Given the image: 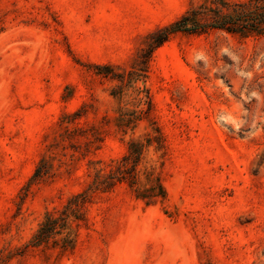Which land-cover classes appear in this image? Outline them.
<instances>
[{
    "label": "rangeland",
    "instance_id": "1",
    "mask_svg": "<svg viewBox=\"0 0 264 264\" xmlns=\"http://www.w3.org/2000/svg\"><path fill=\"white\" fill-rule=\"evenodd\" d=\"M202 1L0 0V264H264V36L177 32L149 49ZM154 127L164 200L117 184L81 208L71 246H28Z\"/></svg>",
    "mask_w": 264,
    "mask_h": 264
},
{
    "label": "trees",
    "instance_id": "2",
    "mask_svg": "<svg viewBox=\"0 0 264 264\" xmlns=\"http://www.w3.org/2000/svg\"><path fill=\"white\" fill-rule=\"evenodd\" d=\"M211 30L242 37L264 36V0H203L196 7L187 10L175 22L161 29L149 49L159 46L177 32L203 33ZM140 75L141 73L135 69L128 72L129 80ZM127 115L131 117L121 118L120 127H126L139 118V115L134 113ZM164 147V140L158 127L146 131L138 138L129 139L127 151L119 160L105 168H94L90 180L82 191L68 198L61 209L45 213L28 246L57 245L61 248L71 246L73 225H78L83 219L81 208L88 203L92 194L109 191L117 184L125 183L135 198L142 200L146 205L164 200L166 191L155 167V162H158L159 166L163 165ZM150 148L157 154V159L154 163L140 167ZM41 173L42 170L38 167L35 177L41 176Z\"/></svg>",
    "mask_w": 264,
    "mask_h": 264
}]
</instances>
